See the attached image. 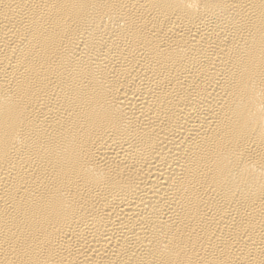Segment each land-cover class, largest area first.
I'll use <instances>...</instances> for the list:
<instances>
[{"label": "bare ground", "instance_id": "bare-ground-1", "mask_svg": "<svg viewBox=\"0 0 264 264\" xmlns=\"http://www.w3.org/2000/svg\"><path fill=\"white\" fill-rule=\"evenodd\" d=\"M0 264H264V0H0Z\"/></svg>", "mask_w": 264, "mask_h": 264}]
</instances>
